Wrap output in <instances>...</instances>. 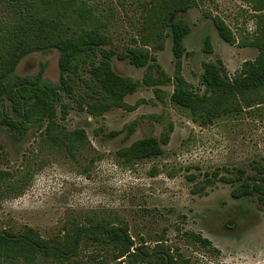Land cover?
Instances as JSON below:
<instances>
[{"label":"rangeland","instance_id":"374dc122","mask_svg":"<svg viewBox=\"0 0 264 264\" xmlns=\"http://www.w3.org/2000/svg\"><path fill=\"white\" fill-rule=\"evenodd\" d=\"M75 1L110 38L105 50L147 49L164 75L160 84L145 85V67L113 55V74L140 82L118 105L101 107L97 81L80 69L69 76L71 92L57 107L55 125L33 128L22 138L0 129V233L61 248L77 229H121L133 241L132 252L139 247L145 256L117 259L119 243L88 231L69 261L0 254V264H163L164 256L176 264H264V203L230 196L238 177L258 176L264 168V91L248 95L249 104L241 101L232 112L193 122L189 110L170 101L175 65L164 19L167 5L186 8L170 17L190 29L181 75L190 91L203 95L204 63L221 62L233 79L260 57L264 0ZM18 11L13 0H0V46ZM217 20L230 31L232 45L218 37ZM74 24L86 28L87 22L70 20L68 26ZM207 40L211 53L204 51ZM47 49L26 55L15 73H42L57 84L58 53ZM149 75L158 78L155 71ZM76 131H83V142ZM146 138L159 141L162 155L136 160L121 154Z\"/></svg>","mask_w":264,"mask_h":264},{"label":"trees","instance_id":"16d2710c","mask_svg":"<svg viewBox=\"0 0 264 264\" xmlns=\"http://www.w3.org/2000/svg\"><path fill=\"white\" fill-rule=\"evenodd\" d=\"M19 8L18 17L7 31V36L0 46V129L8 131L16 138L24 137L31 129H40L45 124L50 128L56 124V110L62 107L63 95H69L71 87L68 81L71 74L76 75L80 69L89 72L98 83L103 95L99 102L101 107L118 105L127 95L133 94L140 82L114 75L109 60L115 55L119 60L128 59L135 68L145 67L148 74L143 78L145 85L160 84L164 75L160 71L154 56L147 49L128 48L124 53L116 54L112 49L105 50L111 45L110 38L101 30V26L93 24L92 16L79 10L75 0H13ZM15 6V5H14ZM165 37L172 42L174 58V91L170 101L173 105L189 110L192 121L197 117L220 116L229 113L240 106L243 101L248 105L247 96L264 91V44L260 46V57L255 62H247L233 79H229L221 64L204 63L201 82L205 87V94L198 95L189 90L181 75V60L187 56L183 41L189 34V27L180 19L170 18L175 13H185L186 8L176 7L175 4L165 7ZM89 17V19H88ZM82 19L85 27L74 24L68 26L70 20ZM167 20V21H166ZM94 25H97L95 27ZM214 28L218 37L225 43L232 45L233 37L226 26L220 21H214ZM160 36V34H159ZM43 41V43H40ZM47 44L46 47L41 45ZM54 49L58 53L59 81L57 84L43 79L42 73L36 76H19L15 73L22 58L32 52ZM160 49V47L156 48ZM204 51L211 53L208 40ZM155 71L158 78L153 79L149 73ZM158 90H156V93ZM262 103V102H260ZM91 109V106L88 107ZM65 116L63 114L62 118ZM74 135L79 142L85 137L83 131H76ZM163 150L155 138L136 141L121 154L136 160L150 159L162 155ZM264 168L258 171V176L237 178L239 185L230 196L233 199L254 198L264 203ZM229 183L230 180H227ZM96 232L106 237L113 244L118 243L121 248L116 258L144 257L143 249L136 248L133 241L121 229L91 228L77 229L61 248L51 247L39 238L27 236H10L0 233V254L8 258L30 259L48 258L56 255L69 261L79 254L81 237L86 232ZM95 234V235H96ZM203 245H210L207 239L192 236ZM163 264H176L170 256L161 258Z\"/></svg>","mask_w":264,"mask_h":264}]
</instances>
